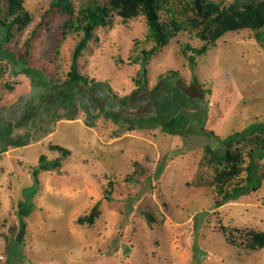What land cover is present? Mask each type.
<instances>
[{"label": "rangeland", "instance_id": "1", "mask_svg": "<svg viewBox=\"0 0 264 264\" xmlns=\"http://www.w3.org/2000/svg\"><path fill=\"white\" fill-rule=\"evenodd\" d=\"M51 1L22 0L31 21L21 31L13 27L3 49L18 57L34 31L27 66L61 82L82 36L72 27L79 11L90 3L109 7V0H69L66 11L50 7ZM212 1L227 6L234 0ZM160 4L161 21L172 30L171 19L181 25L145 66V87L154 93L161 117L154 125L125 131L103 116L89 126L79 110L40 140L0 154V264H264V247L245 245L252 232L264 233V178H256L264 175V157L254 158L258 187L249 185L244 194L215 207L220 195L211 182L222 165L210 164L205 152L209 147L222 153L220 140L264 126V41L243 28L206 45L196 34L201 26L192 24L197 16L191 0ZM6 5L1 0L2 18ZM259 33L264 39V29ZM153 45L143 14L123 21L110 10L108 24L93 31L79 56V72L108 83L119 95L129 94L140 87L135 79L141 65L133 59ZM204 45L203 54L192 51ZM11 67L0 60V106L31 89L26 73L15 74ZM179 114L188 120L183 136L178 133L183 129L167 128L162 117ZM49 144L70 154L62 158ZM251 146L233 145L241 150V167L249 162ZM40 154L61 157V165L39 172L36 181L32 170ZM245 175L241 170L226 187L244 183ZM96 203L94 222L79 224Z\"/></svg>", "mask_w": 264, "mask_h": 264}, {"label": "trees", "instance_id": "2", "mask_svg": "<svg viewBox=\"0 0 264 264\" xmlns=\"http://www.w3.org/2000/svg\"><path fill=\"white\" fill-rule=\"evenodd\" d=\"M161 0H109V7L94 3L88 4L79 11L78 22H73V29L82 32L71 57L70 69L63 81L59 82L48 78L45 73L35 67L27 66V55L33 40L34 31H31L23 42V51L18 57L6 49L3 45L12 37V28L17 31L24 29L31 21L30 14L24 9L22 0H7L5 16L0 17V26L4 31V40L0 41V60L11 63L12 72L26 73L31 82L30 91L22 94L19 99L10 104L0 106V154L16 147H23L32 142L40 140L43 135L54 131L55 123L61 119L72 120L79 110L85 114V123L92 125L100 116L111 119L117 123L121 130L129 131L136 128H143L145 125H154V119L160 114L155 111V98L151 89L145 87L147 69L146 62L159 48L165 46L174 32L181 29V25L174 19L170 20L173 30L167 27L166 22L160 19L159 10ZM191 9L196 13V20L192 24L197 27V36L206 42V45H214L215 40L226 31H235L249 28L257 31V39L264 41L259 33L264 29V2L261 0H234L227 6H222L212 0H191ZM60 7L66 11L69 0H52L50 7ZM0 0V13H1ZM50 10V9H49ZM110 10H114L122 20L131 19L138 14H143L148 25L149 37L154 41L150 49L142 50V56L133 59L141 65L140 77L135 79L139 88L132 90L129 94L119 95L111 89L108 83L88 78L81 74L78 69V58L86 48L93 36V31L98 26H106ZM72 24V23H71ZM206 45L201 48H192L196 55L203 54ZM190 46L187 45V48ZM186 52V51H185ZM188 60L194 64V54L187 55ZM17 70V71H15ZM8 88V84H5ZM142 85V86H141ZM11 86V85H10ZM162 115V114H161ZM161 117V116H160ZM164 125L174 129L180 127L182 132L187 133V117L183 114L162 116ZM22 132H16L17 130ZM205 131V129H203ZM208 135L220 140L212 131ZM252 143L248 149L249 162L241 167L242 161L240 148H233L234 144L241 142ZM224 151L217 153L209 147L205 152L209 155L208 162L214 165H222L221 171L217 172L211 182L217 189L219 199L214 202L219 207L231 199L245 193L252 185L256 189L259 183H255L252 176L256 166L254 158L264 157V126L257 128L250 127L229 135L223 140ZM51 150L58 151L62 158L70 154V150L58 144H49ZM39 164L32 170V175L37 181V175L41 171L59 168L61 157L48 160L44 154L38 158ZM241 170H245V182L237 183L228 188L230 182ZM256 178L260 180L264 175ZM254 182V183H253ZM109 199V197L106 196ZM20 207L22 204H19ZM98 214L96 203L87 216L79 217V224H92ZM150 218V217H149ZM233 243L232 238L227 240ZM249 250H256L264 247V233L261 231L252 232L245 243Z\"/></svg>", "mask_w": 264, "mask_h": 264}]
</instances>
